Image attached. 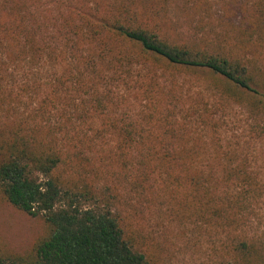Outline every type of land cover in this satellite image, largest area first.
Returning <instances> with one entry per match:
<instances>
[{
    "label": "trees",
    "instance_id": "16d2710c",
    "mask_svg": "<svg viewBox=\"0 0 264 264\" xmlns=\"http://www.w3.org/2000/svg\"><path fill=\"white\" fill-rule=\"evenodd\" d=\"M246 1L232 35L181 27L153 0H62L57 17L16 23L10 54H0V102L25 108L0 118V203L41 215L46 228L26 252L0 251V264H155L136 248L110 187L67 177L91 152L134 164L140 195L167 175V218H186L189 201L178 198L190 191L204 221L194 226L223 228L230 264H264V177L244 149L190 143L201 134L180 105L182 79L202 81L205 124L239 107L251 139L264 141V0ZM19 65L24 80L7 94L3 74L16 84ZM111 131L117 154L99 149Z\"/></svg>",
    "mask_w": 264,
    "mask_h": 264
},
{
    "label": "rangeland",
    "instance_id": "374dc122",
    "mask_svg": "<svg viewBox=\"0 0 264 264\" xmlns=\"http://www.w3.org/2000/svg\"><path fill=\"white\" fill-rule=\"evenodd\" d=\"M62 0H0V37L5 42L0 46V54L9 55V48L12 45L7 42L10 37L19 32L15 25L22 18L50 19L57 17L60 2ZM69 1V0H68ZM77 4H86L88 0H70ZM242 0H153V4L161 9L162 13H167L175 19V24L187 28L193 24L195 27L205 26V30L197 31L216 36L219 33L229 34L232 21H239L241 18L237 14V6L240 7ZM246 3V0H243ZM166 4V6H164ZM251 3L243 5L241 10L249 8ZM164 11H163V8ZM238 7V8H239ZM236 9V13L234 12ZM248 12V11H247ZM201 17L204 19L201 20ZM228 22V26L225 24ZM233 30V29H232ZM234 31V30H233ZM235 32V31H234ZM13 66H11L10 70ZM16 84L9 75L3 74L4 85L9 84L6 91L18 89L24 80V65L17 66ZM9 70V71H10ZM183 94L181 107L184 108L182 115L189 126L197 127L199 137L190 135L192 140L199 145L223 147L232 144L238 152L244 149L249 157H246L256 170L264 177V141L253 140L247 130L245 115L239 107H232L226 112L219 111L215 116V126L210 128L205 121L209 117L204 109V103L208 99V92L204 89L202 81L192 78L182 79ZM12 87V88H11ZM163 97V94H162ZM5 99V98H4ZM6 100V101H5ZM0 102V118L6 121H13L11 114H7L5 109H10L16 105L18 113L24 111L25 104L13 101V98ZM130 101V100H129ZM193 104L197 105V111L189 109ZM135 111L139 105L138 101L132 98ZM19 107V110H18ZM189 109V110H188ZM211 129V130H210ZM113 131V130H112ZM109 132L103 146L99 149L105 154H112L113 150L117 154L119 134ZM215 132V133H213ZM213 133V135H211ZM166 143V142H164ZM126 146V145H123ZM132 146L138 147L137 144ZM242 153V152H241ZM240 154V153H239ZM244 159L242 155L237 156ZM94 152L90 154V160L76 163L74 171H68L67 177L76 176L88 183L98 184V188L107 185L112 189L111 193L117 196L116 209L124 219V225L129 236L133 239L136 248L149 254L155 264H230L227 255V248L223 247L222 241L226 242L227 236L223 233V228L197 229L196 223L202 221L201 215L196 213L192 203V195L187 190H183V195H179V200H187L188 204L181 208L186 215L185 219L174 218L173 221L167 218V175L165 180L156 182V186L147 189L144 195L134 188L136 178V167L130 165V170L124 169L117 159L111 157L106 160H99ZM155 164H152L154 167ZM165 166L158 165L157 169ZM188 193V194H187ZM187 194V195H186ZM184 204V203H183ZM185 207V208H184ZM186 210V211H185ZM212 224H217L213 221ZM45 221L41 215L32 216L15 209L13 206L0 203V251L12 250L18 253L26 252L34 241L45 231ZM225 229H228L226 227ZM227 231V230H225Z\"/></svg>",
    "mask_w": 264,
    "mask_h": 264
}]
</instances>
